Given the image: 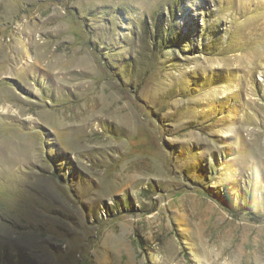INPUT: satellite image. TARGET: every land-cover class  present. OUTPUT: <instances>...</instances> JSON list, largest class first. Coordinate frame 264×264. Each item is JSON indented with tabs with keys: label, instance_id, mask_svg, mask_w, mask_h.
<instances>
[{
	"label": "rangeland",
	"instance_id": "obj_1",
	"mask_svg": "<svg viewBox=\"0 0 264 264\" xmlns=\"http://www.w3.org/2000/svg\"><path fill=\"white\" fill-rule=\"evenodd\" d=\"M0 264H264V0H0Z\"/></svg>",
	"mask_w": 264,
	"mask_h": 264
}]
</instances>
